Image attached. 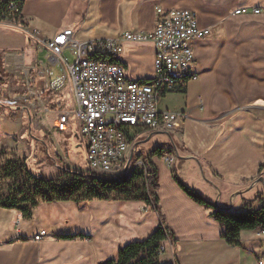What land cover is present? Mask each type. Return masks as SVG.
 Returning a JSON list of instances; mask_svg holds the SVG:
<instances>
[{"label":"crops","instance_id":"0c3cea01","mask_svg":"<svg viewBox=\"0 0 264 264\" xmlns=\"http://www.w3.org/2000/svg\"><path fill=\"white\" fill-rule=\"evenodd\" d=\"M17 1L22 3V22L37 28L42 39L64 28H71L77 40L118 39L125 32L152 31L156 8L195 12L199 27L211 30L210 36L191 42L198 78L181 93L166 94L157 103L159 111L187 117L171 132L130 130L127 162H143L156 148L167 150L171 153L166 156H174V168L185 169L190 180L203 182L206 202L230 211L235 206L240 211L246 203L253 209L259 206L256 197L264 193V168L259 175L264 166V11L238 16L233 12L241 7L264 10V0ZM22 36L18 39L0 31L4 76L14 63L32 69L39 62L33 42ZM120 44L122 52L113 61L124 68L126 78L150 81L153 45ZM47 64L40 51V65ZM8 84L7 78L0 80L1 87ZM16 110L10 116L0 103V148L29 152L23 137L30 129L23 128V113ZM138 147L148 152L146 158ZM150 162L156 168L164 227L173 234V256L167 251L162 262L257 264L262 258L264 264V235L242 232L240 247L228 246L210 211L186 196L174 181L173 175L186 187L177 173L163 158L154 156ZM159 224L158 215L139 202L39 204L25 219L0 207V264H100L115 259L132 235L146 238ZM41 231L46 235L34 241Z\"/></svg>","mask_w":264,"mask_h":264},{"label":"built area","instance_id":"2783aa9c","mask_svg":"<svg viewBox=\"0 0 264 264\" xmlns=\"http://www.w3.org/2000/svg\"><path fill=\"white\" fill-rule=\"evenodd\" d=\"M263 11L241 7L233 15H258ZM155 12L157 21L152 31L125 32L118 39L92 40H77L71 28H64L48 39L40 38L37 28L22 22L20 6L15 1H9L0 12V26L20 32L39 53L45 54L48 62L45 66L36 63L33 79L28 83L32 89L14 102L32 105L47 95L60 94L67 87L70 108L58 112L54 128L65 132L73 120L88 172L108 180L124 174L130 130L171 132L185 120L184 113L159 111L157 103L164 95L181 93L188 82L197 80L191 42L211 35V30L199 27L193 11L163 12L156 8ZM121 42L153 45L150 81L127 79L124 68L113 61L122 52ZM66 52L73 57L72 61L65 56ZM163 161L170 167L172 158L165 156ZM131 170L142 171L143 162L138 160L129 165L126 175ZM259 234L264 235V231ZM45 235L41 231L34 241ZM164 252L161 245L159 253ZM257 264H263V259Z\"/></svg>","mask_w":264,"mask_h":264},{"label":"trees","instance_id":"16d2710c","mask_svg":"<svg viewBox=\"0 0 264 264\" xmlns=\"http://www.w3.org/2000/svg\"><path fill=\"white\" fill-rule=\"evenodd\" d=\"M9 1L0 2V12ZM21 19V17H20ZM0 69L2 64L0 62ZM170 151L156 148L143 160V170H131L119 179L108 180L93 173L62 170L59 177L45 180L35 176L26 166V159L16 150L0 148V207L15 210L22 217L30 218L39 204L72 202L75 204L91 201L139 202L146 209L155 212L160 224L145 239L135 241L119 248L115 259L100 264H172L160 260L159 247L168 241L173 245V234L164 227V219L158 206L156 168L150 162L151 157L163 158ZM264 166L260 167L259 175ZM180 189L196 204L210 211V217L222 228L221 238L231 247H240L242 232L264 231V198L256 197L258 207L253 209L250 203L243 205L237 212L218 209L206 202L191 189L184 187L173 175ZM84 238V236H78ZM63 238V237H62ZM70 239L71 237H64ZM176 264V263H173Z\"/></svg>","mask_w":264,"mask_h":264},{"label":"rangeland","instance_id":"374dc122","mask_svg":"<svg viewBox=\"0 0 264 264\" xmlns=\"http://www.w3.org/2000/svg\"><path fill=\"white\" fill-rule=\"evenodd\" d=\"M0 31L6 32L8 35L12 34L14 38H23L22 34L18 31L3 26H0ZM2 55L3 54L0 52V60H2ZM38 55L40 62V53ZM65 56L69 61L73 60V57L70 56L68 52H66ZM32 69L22 67L20 63H14L11 65L9 75L6 74V76H4L3 70L0 69V80L3 81L5 78L9 80L7 86H0V103L2 106H5L10 116L18 112L16 109L21 111L24 116L23 128L30 129V133L26 132L23 137V140H28L29 142V152H22L26 159L27 169L35 176L45 180L56 179L64 169L80 173L88 172L87 165L83 159V150L79 140L78 130L73 120H70L66 133L56 131L55 128L54 130L52 129L58 112L63 108H70L71 100L67 87H65L60 94L55 96L47 95L40 102H36L32 105L29 103L17 104L14 102V100L20 96H27L28 92L32 89L28 88L29 81L33 79ZM14 117L16 118L15 115H13V118ZM150 150H152V146ZM138 153L142 155V158H146L148 155V152L144 151L141 147H138ZM171 158L172 163L170 169L177 173L181 182L186 187H190L189 189L195 187L197 189L196 193L201 198L207 195L205 193L206 186L203 182L190 180V174L187 175V172L184 171L185 169L179 171L174 168L172 165L175 160L174 156H171ZM97 176L103 177L101 175ZM231 211L237 212L236 206ZM143 239H145V237L140 238L139 235L134 234L132 238L122 245L124 246L128 243L141 241ZM162 245L165 248V252L160 257L161 261L163 260L162 256H164L167 251L173 256V245L171 242L168 241L166 244ZM170 263L173 264L175 261L172 259Z\"/></svg>","mask_w":264,"mask_h":264},{"label":"water","instance_id":"95a60500","mask_svg":"<svg viewBox=\"0 0 264 264\" xmlns=\"http://www.w3.org/2000/svg\"><path fill=\"white\" fill-rule=\"evenodd\" d=\"M129 165H130V160L127 162V164L125 166L124 174L122 175V177H124L126 175Z\"/></svg>","mask_w":264,"mask_h":264}]
</instances>
